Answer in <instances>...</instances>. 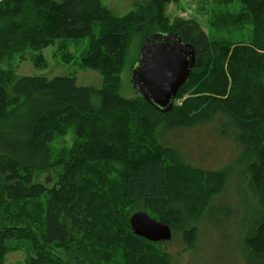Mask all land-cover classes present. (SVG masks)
Instances as JSON below:
<instances>
[{"label": "trees", "instance_id": "1", "mask_svg": "<svg viewBox=\"0 0 264 264\" xmlns=\"http://www.w3.org/2000/svg\"><path fill=\"white\" fill-rule=\"evenodd\" d=\"M173 1L148 0L115 17L100 0H0V59L30 48L41 62V49L55 40L87 37L80 64L102 75L96 88L76 84L73 76L46 79L0 69V264L15 241L31 248L29 264H167L165 241L134 234L130 214L145 210L171 232L180 229L191 246L203 218L232 214L227 205L212 215L224 204L210 206L230 172L234 193L236 184L243 187L252 206V216L235 225L239 254L244 262L264 264V0L201 2L217 14L213 28L241 31L245 39L236 41L209 38L194 17L169 19L164 8ZM153 31L175 32L196 52L173 108L164 113L137 95L119 93L129 41L139 37L140 47ZM217 114L226 118L222 135L241 155L228 169L192 168L159 140L173 126ZM72 128L73 145L51 155L53 137ZM169 162L190 192L170 189ZM56 167L51 187L33 181L32 168ZM196 172L203 176L200 185L191 180ZM235 197L238 216L242 205Z\"/></svg>", "mask_w": 264, "mask_h": 264}, {"label": "rangeland", "instance_id": "2", "mask_svg": "<svg viewBox=\"0 0 264 264\" xmlns=\"http://www.w3.org/2000/svg\"><path fill=\"white\" fill-rule=\"evenodd\" d=\"M147 1L100 0L101 4L108 8L115 17H121L130 10H133L136 5ZM201 2L203 0H174L165 6L164 13L169 19L176 16L183 18L194 17L211 39L223 38L231 41L245 39V37L239 39L238 36H240L241 31L238 32L234 26L229 28L228 26L213 28L210 25V20H213L214 15L217 14L213 9L211 10L210 2H208L210 7L204 6L205 4ZM236 4L240 8V4ZM63 41L65 42V49L60 50L59 44ZM139 42L140 38L133 36L127 47L124 68L120 73L121 84L119 88V93L124 97L135 95L130 82V73L133 63L138 59ZM87 47V37L57 39L53 44L41 49V62H36L33 59L35 56L34 50L27 48L20 54L14 53L10 57L5 56L1 58L0 69L12 72L14 75H29L46 79L61 75L73 76L76 79V84L91 85L97 88L100 87L102 81L101 73L96 69L84 67L80 64V60L85 54ZM64 55L67 56L64 58ZM217 117L219 118L217 119ZM224 120H226L224 115L217 114L212 120L201 121L195 125L173 126L165 131L159 140L164 145L176 148L182 156L181 161L191 165L190 167L192 168L217 170L226 167L228 169L230 164L233 163L235 165V163H239L241 155L240 151H238L239 146L228 136L222 135V126L225 127L227 125V123L222 122ZM228 126L232 127L230 124ZM74 133L75 130L72 128L66 134H56L48 144L51 149V155H53V150L71 147L75 142L73 141L75 138ZM169 159L170 157H168ZM169 165V178H171L169 184L173 193L177 195L182 193V190L190 192L192 187L187 188L178 183L177 179L180 172L175 169L174 163L169 162ZM32 170L34 174L33 181L43 182L47 187H51L54 184L56 174L59 172L58 167L53 169L32 168ZM229 174L226 187L221 193L212 197L210 206L224 204L220 207H213L215 210L211 209L212 215H216L215 211H222L224 206H231L233 210L230 217L226 219L219 217L220 219L217 221L203 218L202 223H198L197 219L194 220V223H198L196 225L197 235L191 246H187L184 242L182 231L175 229L172 232L171 238L162 244L161 252L166 253L169 257L167 264H253L244 262L239 254L241 244L236 234L238 227L235 226L239 220L246 221L242 219H249L252 216V213H249L252 206H250L248 198L243 192V187L239 188L236 184V192L234 193V172H230ZM46 177L48 179L47 182ZM202 177V175L196 172L194 178L191 180L197 182L196 185H200ZM244 185H246L247 191L252 194V190L248 187L245 180ZM235 194L242 205L240 209L241 213L239 212L238 216ZM10 244L13 248L6 253L4 264H29V257L33 253L27 243L25 241H19L18 243L15 241ZM63 259L67 260L64 257ZM88 263L93 264L91 261H88Z\"/></svg>", "mask_w": 264, "mask_h": 264}, {"label": "water", "instance_id": "3", "mask_svg": "<svg viewBox=\"0 0 264 264\" xmlns=\"http://www.w3.org/2000/svg\"><path fill=\"white\" fill-rule=\"evenodd\" d=\"M193 45L175 32L153 31L139 48L133 63L130 82L135 95L141 97L159 112L173 108L175 95L195 65ZM129 225L134 234L149 241H167L171 228L163 220L152 217L145 210L130 214Z\"/></svg>", "mask_w": 264, "mask_h": 264}, {"label": "bare ground", "instance_id": "4", "mask_svg": "<svg viewBox=\"0 0 264 264\" xmlns=\"http://www.w3.org/2000/svg\"><path fill=\"white\" fill-rule=\"evenodd\" d=\"M106 162V161H105ZM110 162V161H109ZM107 164V163H106ZM107 166V165H106Z\"/></svg>", "mask_w": 264, "mask_h": 264}]
</instances>
